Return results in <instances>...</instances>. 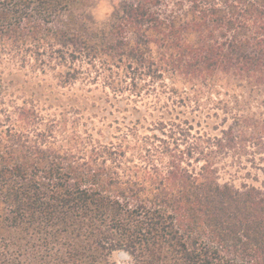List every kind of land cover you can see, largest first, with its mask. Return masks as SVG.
<instances>
[{"label": "trees", "instance_id": "1", "mask_svg": "<svg viewBox=\"0 0 264 264\" xmlns=\"http://www.w3.org/2000/svg\"><path fill=\"white\" fill-rule=\"evenodd\" d=\"M92 1L0 0V264H264V186L220 177L264 154V0ZM48 73L136 116L106 137L17 80Z\"/></svg>", "mask_w": 264, "mask_h": 264}, {"label": "rangeland", "instance_id": "2", "mask_svg": "<svg viewBox=\"0 0 264 264\" xmlns=\"http://www.w3.org/2000/svg\"><path fill=\"white\" fill-rule=\"evenodd\" d=\"M116 3L113 0H93L86 12L84 18L86 23L92 28H99L106 26L111 17L114 14ZM44 81H35L30 82L27 77L20 75L17 77V80L26 82L25 86L31 91H36L41 95L42 100L47 99V104H52L51 109H54L56 105H62L69 101V99L74 97H87L86 111L84 112L85 116H90L92 118V126L96 130L102 131L104 136L111 135L114 131L111 126V123L117 119L121 122L123 118L132 119L136 114L131 111L133 104L127 105L125 102H116L108 96L107 90H105L101 85L97 88L78 82L72 87L62 88L57 85V80L54 79L51 73H48L45 77H40ZM36 80V79H35ZM37 84L39 85H36ZM171 103V102H170ZM206 104L202 110L184 109V107L176 108L177 111L185 112L187 117H200L202 111L213 112L212 102L206 100L205 97L202 98L201 104ZM137 107L142 108L141 102L137 103ZM49 109L48 111H52ZM128 110V111H124ZM176 111V112H177ZM220 114V112H218ZM222 115L220 114L219 118L211 117L210 119L205 120L202 124L204 129H207L212 135H218L219 130L223 127L221 125ZM196 118V119H197ZM204 121V120H202ZM230 122H228L229 124ZM217 124H220L218 126ZM227 124V125H228ZM89 125V121H87ZM115 125V124H112ZM218 128L214 130L213 128ZM196 127V126H195ZM203 129V128H202ZM220 177L222 182H232L235 186L239 187L242 183L248 185H254L256 187L264 186V154H257L255 156L251 154H245L242 158L237 157H227L226 160L220 163ZM123 258V257H122Z\"/></svg>", "mask_w": 264, "mask_h": 264}]
</instances>
